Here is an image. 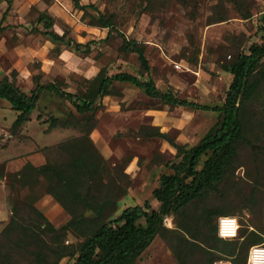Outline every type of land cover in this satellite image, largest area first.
<instances>
[{
	"label": "rangeland",
	"instance_id": "obj_1",
	"mask_svg": "<svg viewBox=\"0 0 264 264\" xmlns=\"http://www.w3.org/2000/svg\"><path fill=\"white\" fill-rule=\"evenodd\" d=\"M12 1V7L7 11L8 3L0 0V21L3 20L0 80L9 77L26 93H31L34 88L36 76H41L44 83L58 82L66 91L77 93L86 90L88 81L97 89L105 75L128 72L143 79L149 75L160 90L172 92L179 98L210 107L221 106L233 80V75L223 66L251 44L264 41L261 31L264 0L242 1V7L253 14L251 19H243L236 5L228 1L223 3L224 0H187L186 3L159 0L153 5H148L150 0H80L82 4H94L107 15L114 14L119 30L127 38L145 45L151 71L142 76L137 54L122 50V39L116 34L109 42L93 44L88 52H76L48 41L42 33L43 25L38 23L40 14L48 12L55 20L56 32L67 33L68 38L87 44L104 39L108 33L107 29L91 24L92 17L97 16L94 9L83 11L76 8L72 0ZM217 4L219 12L228 20L212 24L218 13L214 8ZM263 96H253L246 106L247 136L251 140L252 132H257L259 116L264 117ZM69 112L78 115L68 101L44 94L30 121L14 131L17 113L7 101L0 100V172L3 168L6 173L16 172L27 162L44 165L55 158L47 148L82 136V131L77 128L50 127L51 116L66 119ZM218 118L217 112L166 105L147 97L130 84L115 82L112 94L102 99V106L95 114V126L90 136L111 167L129 162L125 173L131 185L117 215L127 207L144 205L146 201L157 209L159 203L154 199L153 191L160 186L163 174L172 173L167 164L182 158L171 142L187 148L197 145ZM143 127H158L169 139L149 137L142 133ZM260 150V143L240 142L232 177L224 182L220 193L210 194L204 200V204L221 209L229 206L237 212L235 216L241 224L239 236L250 220H255L256 225L262 223L261 208L253 214L240 203L255 185L258 194L264 198V158L258 152ZM12 160L14 163L7 168V163ZM233 181L240 184L237 189L233 188ZM15 197L8 179L0 177V238L13 216ZM20 197L33 203L55 227L67 223L60 217V205L52 196L29 195V190L25 189ZM48 197L59 206L53 203L49 208ZM165 223L168 228L175 226L172 217L166 218ZM81 240L70 232L66 243L77 244ZM6 251L20 263L30 260L13 246ZM201 259L196 253L179 260L168 243L157 237L136 264H206ZM72 263V259L64 258L59 264Z\"/></svg>",
	"mask_w": 264,
	"mask_h": 264
},
{
	"label": "trees",
	"instance_id": "obj_2",
	"mask_svg": "<svg viewBox=\"0 0 264 264\" xmlns=\"http://www.w3.org/2000/svg\"><path fill=\"white\" fill-rule=\"evenodd\" d=\"M72 1L76 8L83 11L94 9L97 16L92 17L91 24L107 29V36L87 44L77 42L68 38L67 33L61 35L56 32L54 18L48 12H42L38 23L43 25L42 33L48 41L76 52H88L93 44L109 42L116 34L122 39V50L137 54L143 70L141 75L150 73L145 45L127 38L119 30L114 14L103 13L94 4ZM157 1L150 0L148 5ZM180 1L186 3L187 0ZM225 1L236 5L243 19L253 17L249 9L242 7L243 0H224L223 3ZM6 2L9 11L13 1ZM214 8L218 13L212 24L228 20L225 14L219 12L218 4ZM2 23L3 20L0 21V31ZM261 31L264 33V25ZM223 67L233 75V80L224 103L216 107L179 98L172 92L160 90L149 75L143 79L128 72L105 75L97 89L90 86L88 81L86 90L77 93L66 91L58 82L44 83L41 76L34 78L35 86L31 93L24 92L9 77L0 80V100L7 101L17 113L14 131L30 121L42 96L50 93L68 101L78 113L69 112L66 119L51 116L50 127H73L83 133L80 137L69 138L47 148L55 158L44 165L35 166L27 162L13 173L1 169L0 177L8 179V185L17 197L10 224L0 238L4 242L0 244V264H23L12 259L6 251L12 246L27 258L30 257L25 264H59L64 258L72 259V264H136L157 237L168 243L179 260L198 253L206 264H214L218 260L248 264L250 248L264 243V198L258 194V186L255 185L249 196L240 203L253 214L261 208L262 223L256 225L255 220H250L246 230L233 240L219 236L218 218L235 216L237 212L229 206L221 209L204 204V200L210 194L220 193L221 186L232 177L240 142L249 145L252 142L260 143L261 150L258 152L264 158V117L258 118L257 132H252L251 136L253 140L248 139L246 120V106L250 99L264 95V41L251 44ZM115 82L130 84L147 97L166 105L219 114L215 126L197 145L187 148L186 145L171 142L182 158L179 162L167 164L172 173L163 174L160 186L153 191V197L159 203L157 209L146 201L144 205L127 207L117 215L131 185L125 173L129 162L111 167L90 136L95 126V114L102 106V99L112 94ZM142 130L149 137L168 138L158 127H143ZM259 172L260 169L257 170L258 178ZM232 185L234 189L240 186L236 181ZM25 189L29 190V195L52 196L68 213L69 221L55 227L33 203L20 197ZM169 217L173 218L174 228L166 226L165 219ZM70 232L81 238V242L67 244L66 238Z\"/></svg>",
	"mask_w": 264,
	"mask_h": 264
},
{
	"label": "built area",
	"instance_id": "obj_3",
	"mask_svg": "<svg viewBox=\"0 0 264 264\" xmlns=\"http://www.w3.org/2000/svg\"><path fill=\"white\" fill-rule=\"evenodd\" d=\"M176 67H179L176 64ZM264 214V212H263ZM241 224L236 216H221L218 220V234L226 240L239 237ZM214 264H233L230 260H218ZM248 264H264V243L254 245L248 254Z\"/></svg>",
	"mask_w": 264,
	"mask_h": 264
},
{
	"label": "crops",
	"instance_id": "obj_4",
	"mask_svg": "<svg viewBox=\"0 0 264 264\" xmlns=\"http://www.w3.org/2000/svg\"><path fill=\"white\" fill-rule=\"evenodd\" d=\"M73 2V1H72ZM53 44V43H52ZM205 112H210V111H205ZM214 112V111H213ZM207 134V133H206ZM201 141V140H200ZM12 163H14V161L12 160V161H9L8 163H7V168H9V167H11V165H12ZM16 163H18V161L16 162ZM6 171H7V169H6ZM1 183H4V182H1ZM48 201H50V202H48V203H50V207L49 208H51L52 207V204L53 203H55V202H52L53 200H52V198H50V197H48V198H46ZM56 205H58L57 203H55ZM59 206V205H58ZM41 208V207H40ZM48 208V209H49ZM59 209L60 210H58V211H60L59 212V214H60V217H64V220H65V222H68L69 221V219H70V216L68 215V213L61 207V206H59ZM49 211H51V209L49 210ZM63 211V212H62ZM66 214H65V213Z\"/></svg>",
	"mask_w": 264,
	"mask_h": 264
}]
</instances>
